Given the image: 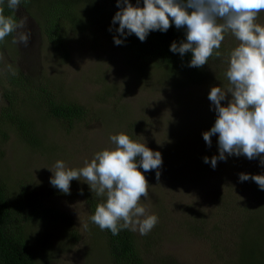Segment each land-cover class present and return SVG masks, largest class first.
<instances>
[{
    "label": "rangeland",
    "instance_id": "374dc122",
    "mask_svg": "<svg viewBox=\"0 0 264 264\" xmlns=\"http://www.w3.org/2000/svg\"><path fill=\"white\" fill-rule=\"evenodd\" d=\"M68 1V18L57 21L58 41L41 30L47 0H28L11 12L28 17L30 43L13 44L12 36L0 43V108L7 104L4 90L18 89L8 77L26 84L16 91L15 106L41 134V145L30 147L13 125L0 124V179L18 204L29 207L24 231L36 264H109L90 220L87 200L94 192L73 180L70 194L61 193L50 184L49 168L57 160L82 167L114 147L110 136L119 133L162 154L159 179L156 170L144 173L149 196L140 201L159 222L147 235L131 231L142 264H248L246 248L264 257V190L239 180L240 173L264 174L259 157L229 156L215 169L204 162L219 154L218 136L210 147L203 139L216 119L208 94L213 86H228L227 61L239 42L226 34L216 50L220 56L202 71H172L133 58L127 37L114 43L117 3ZM256 22L264 25V12ZM50 101L81 106V118L62 124L47 113Z\"/></svg>",
    "mask_w": 264,
    "mask_h": 264
},
{
    "label": "clouds",
    "instance_id": "9594fccd",
    "mask_svg": "<svg viewBox=\"0 0 264 264\" xmlns=\"http://www.w3.org/2000/svg\"><path fill=\"white\" fill-rule=\"evenodd\" d=\"M27 2L7 0V7L16 13ZM4 3L0 0V5ZM116 3L119 10L112 18V24H118L116 45L124 42L121 37L132 34L144 42L151 31L166 32L174 24L177 29H185L186 40L172 42L170 51L181 57L191 53L190 67L201 68L214 54L219 57L216 50L225 35L235 37L239 44L228 57V86H213L208 94L216 119L203 132V139L210 147L212 137L218 136L219 154L210 159L205 156L204 162L215 169L218 161L235 155L249 160L259 157L264 166V25L256 22L264 12V0H143L142 6L140 0L135 5L131 0ZM27 25L28 17L5 15L0 6V43L12 36L13 44L27 46L32 37L31 31L25 30ZM225 100L227 103L223 104ZM110 141L114 147L96 152L82 167L69 168L63 160H57L49 168L50 184L61 193L70 194L73 180L86 182L92 193L104 198L90 216L93 224L113 235L121 230L147 235L159 218L148 214L140 203L149 196L150 184L144 173L156 170L159 179L162 154L125 133L111 135ZM239 180H252L264 190V174L240 173ZM83 228L88 230V223Z\"/></svg>",
    "mask_w": 264,
    "mask_h": 264
},
{
    "label": "trees",
    "instance_id": "16d2710c",
    "mask_svg": "<svg viewBox=\"0 0 264 264\" xmlns=\"http://www.w3.org/2000/svg\"><path fill=\"white\" fill-rule=\"evenodd\" d=\"M112 3H116V0H112ZM131 3L136 4L137 0H131ZM142 5L143 0H140V6ZM0 6L4 8L5 15H12V10L7 7V3ZM70 6L68 0H47L46 12H42L46 17L41 28L44 36L47 35V40L58 41L59 27L57 21L68 18ZM184 40H186L185 29H177L173 24L166 32L151 31L144 42H141L134 34L128 35L127 51L137 60L151 61L155 64L165 63L163 66L172 71H178L179 68L183 67H185L183 71L193 72L195 69L202 71L203 69L189 66L191 53H186L181 57L178 53L170 51L172 42L180 43ZM8 78L10 84L17 85L18 89L14 92H10L9 87L4 90L3 96L7 104L0 108V124L13 125L26 145L38 147L42 143L41 134L31 129L33 123L27 116L20 115L21 112L15 106L16 91L24 92L26 84H16L11 77ZM42 91L46 93L44 89ZM80 107L67 101H50L47 113L62 124H70L81 118L83 112ZM102 200L95 193L88 198L90 216L94 214L97 204ZM28 208L26 205L18 204L15 201L4 181L0 179V264H36L34 253L30 249L24 231V223H27V219L32 216L25 214ZM97 230L103 238L109 264H142L135 239L130 230H121L118 235H113L110 230H100L98 226ZM256 252L257 254L251 249L250 251L248 248L244 249L248 264H263L262 251L258 253L256 250ZM258 257H260V261H256Z\"/></svg>",
    "mask_w": 264,
    "mask_h": 264
}]
</instances>
